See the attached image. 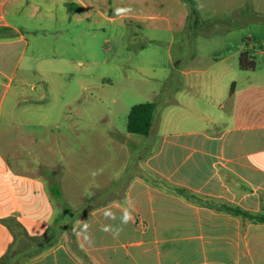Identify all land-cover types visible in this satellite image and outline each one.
Masks as SVG:
<instances>
[{"label":"rangeland","instance_id":"1","mask_svg":"<svg viewBox=\"0 0 264 264\" xmlns=\"http://www.w3.org/2000/svg\"><path fill=\"white\" fill-rule=\"evenodd\" d=\"M83 1L88 7L37 0L34 15L9 13L20 28L10 36L24 35L27 43L5 59L0 52V75L15 76L21 92V129L5 132L26 148L23 168L54 165L66 195L82 198L79 206L93 182L132 170L133 148L118 143L133 106L157 102V120L170 99L221 114L207 93L226 99L234 83L238 90L264 85V0ZM243 50L257 59L256 70L240 68Z\"/></svg>","mask_w":264,"mask_h":264},{"label":"crops","instance_id":"2","mask_svg":"<svg viewBox=\"0 0 264 264\" xmlns=\"http://www.w3.org/2000/svg\"><path fill=\"white\" fill-rule=\"evenodd\" d=\"M36 1L0 0V27L18 34L20 28L9 13L34 15L39 8ZM20 43L23 47L27 43L24 35L0 38L3 59ZM2 77L0 255L13 238L1 218L17 215L32 233H43L65 208L54 200L53 190L64 195L68 210L79 209L82 201L75 203L66 195L54 165L41 162L49 168L33 173L23 168L26 148L20 149L21 139L11 142L5 132L21 129V92L14 86L15 76H4L6 83ZM229 95L204 96L209 106L213 103L226 112L221 114L170 99L169 110L160 119L155 117L144 139L122 134L125 143L120 138L118 144L133 148L132 170L120 171L112 181L93 182L92 196L82 204L84 210H79L75 222L79 242L96 264H264V222L216 207L229 203L264 214V85L236 87L230 104ZM178 187L198 197L191 200L179 194ZM101 193L115 196L100 199ZM66 236L28 264H87Z\"/></svg>","mask_w":264,"mask_h":264},{"label":"trees","instance_id":"3","mask_svg":"<svg viewBox=\"0 0 264 264\" xmlns=\"http://www.w3.org/2000/svg\"><path fill=\"white\" fill-rule=\"evenodd\" d=\"M11 30L12 29L7 26L0 27V38L9 37L13 33ZM257 67L258 61L253 54L249 50H243L240 54V68L242 70H256ZM235 92L236 84L234 83L230 91L228 104L232 103L234 100ZM156 111L157 102L155 101H147L133 106L128 117V132L149 135L153 128ZM52 192L54 200L59 204L63 203L65 208L59 211L57 221L48 226L43 233H32L17 215H9L1 218V222L8 227L13 238L8 249L0 255V264H28L30 261L58 245L64 233L70 237L71 248L77 252L87 264H96L85 248L81 246L75 228V222L80 216L77 214L79 210H84V205L79 206V209L74 211L68 210L66 208L67 203L64 199V195L55 193L54 190ZM178 193L191 200L198 197L196 194L182 187H178ZM216 207L253 222H264V214L254 213L240 206L222 203L216 205ZM83 210L82 213L85 212Z\"/></svg>","mask_w":264,"mask_h":264}]
</instances>
